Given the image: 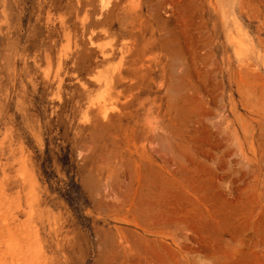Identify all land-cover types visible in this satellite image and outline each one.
Returning a JSON list of instances; mask_svg holds the SVG:
<instances>
[{"label": "rangeland", "instance_id": "374dc122", "mask_svg": "<svg viewBox=\"0 0 264 264\" xmlns=\"http://www.w3.org/2000/svg\"><path fill=\"white\" fill-rule=\"evenodd\" d=\"M0 264H264V0H0Z\"/></svg>", "mask_w": 264, "mask_h": 264}]
</instances>
